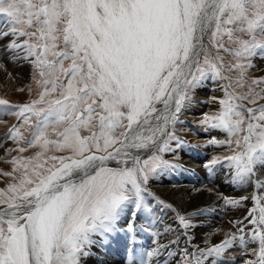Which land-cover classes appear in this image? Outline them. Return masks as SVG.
<instances>
[{
    "label": "snow or ice",
    "instance_id": "1",
    "mask_svg": "<svg viewBox=\"0 0 264 264\" xmlns=\"http://www.w3.org/2000/svg\"><path fill=\"white\" fill-rule=\"evenodd\" d=\"M0 44L35 85L26 103L0 99V115L17 121L5 138L15 147L0 157L11 166L0 169V264H83L117 231L149 232L157 211L174 214L176 247L154 240L132 264L165 253L173 264H229L237 250L232 264H264V76L251 75L264 57V0H0ZM209 79L223 96L210 97L219 108L199 127L224 136L206 141L224 150L205 164L209 181L223 170L226 183L253 191H207L224 208L252 207L219 243L179 248L196 214L150 183L182 167L162 154L188 146L175 129Z\"/></svg>",
    "mask_w": 264,
    "mask_h": 264
},
{
    "label": "rangeland",
    "instance_id": "2",
    "mask_svg": "<svg viewBox=\"0 0 264 264\" xmlns=\"http://www.w3.org/2000/svg\"><path fill=\"white\" fill-rule=\"evenodd\" d=\"M0 46L3 47L2 44H0ZM2 50L3 49H1V51ZM2 55H3V53L2 54L0 53V56H2ZM6 55L8 56L9 61L5 62L2 60L3 64L6 66V67H2V68L4 70H6L5 72H7V73H8V71H10L9 74H11V75H9V76L11 77V81H12L11 83H12V87H13L12 90L13 91L9 90L12 87H10V86H9L10 88L6 87L4 82H2V80L0 79V99H6L12 104L26 103L31 98L29 96L28 91H27V88L29 86H31L33 88V95H35V85L32 83V80H31V69L27 64H22L20 62H14L13 60L10 59V57L7 53H6ZM253 64H254V67L251 69V75H253L255 77L264 76V57H261V56L255 57L253 59ZM15 69H17L18 71H15ZM13 80H14V82H13ZM18 88H24L25 91H23V92L17 91ZM13 92H14V95H13ZM198 95H199V97L203 96V99H204L203 102H200V100H199L200 98H197ZM212 96L222 97L223 92L220 90L217 83L213 82L211 79L205 81L202 87L195 90V92L193 94V103L187 108L186 111L183 112V114L181 116V120L183 121V123H179L175 129V135L179 139L187 141L188 146L180 148V149H176L175 152H166V153L162 154L163 158L165 160H168L174 164L181 165L182 167L175 170V171H166L163 174H161L158 178L153 179L150 183L151 189L153 187L154 181H156V180H158L156 182L157 184H160V185L167 187V186H169V184L166 183L165 180L173 181V179H175L178 182L174 181L175 182L174 185L181 186L182 185V176H183V175H181L182 174L181 172H183V167H184L185 163L191 161V158L189 157V154H190V155H199V156L201 155V157H202L201 159L197 158L194 160L195 164H197V165L192 166L193 170L191 171L190 176L193 177L196 181L193 182V184H194L193 187L189 189V192L191 191L190 193H197L198 191L207 190L208 188L215 187V188H217L218 192L223 194V196L239 198L240 196L248 195L249 193H251L253 191V188L251 186H247L243 190L238 188V187H235L233 185H230L229 187L226 188L224 186V184H226V182L223 179V175H224L223 170L218 171V173L216 174L214 184L210 183V181H209V174H208V170L205 168V164L212 158V156L220 154L224 150L223 149H215L213 147L207 146L206 141L211 136H216L217 139H224V136L218 132L205 133L203 128L199 127V120H196V117L199 116V112L197 110H195L194 105L199 104L200 107H203L201 105L204 104L203 108L205 110V113L209 112V111H216L219 108L218 103H216V102L209 103V99ZM2 108H3V106H0V109H2ZM190 108H192V109L190 110ZM189 111H190V113H189ZM191 116H194V117L192 118ZM0 119L5 121L4 123H0V144L3 145L2 147H0V152L2 153L0 155V157H5V159H7L8 157H6L5 150L8 148L15 147V145L12 143L11 140L6 141V139H5L6 134L8 132L9 127H11L17 121H16V118L14 116H10V115H8V116L0 115ZM202 135H204L206 138L203 137ZM200 136H202V137L200 138ZM173 147H175L174 142H173ZM3 149H5V150H3ZM199 149H200V151H199ZM13 155H15V153H13ZM25 155H27V153ZM10 167L11 166L9 164L5 163L4 159H0V169H2L4 171H9ZM217 167L219 168V166H217ZM178 174L180 175L179 177L176 176ZM3 187H5L4 178H0V188H3ZM154 193L157 196H159L162 200H164L165 202L171 203L175 206L174 202H172L171 200H169V198H167L168 195L166 197H164L162 195H159L156 192H154ZM215 201H217L219 203L214 204V207H208L207 208V209H214V211H210V212L206 213V215H207L205 217L206 222H208L209 220H212V219L219 221V219H217L216 216H220V214H222L223 201H222V199L218 200V198ZM185 203H188V202L179 203V204H177L178 206L177 207L175 206V207L178 208L181 212H184V214L194 213V211L192 209H186L187 207L185 206ZM248 204H249V206L244 207L241 212H244L245 214H247L248 209L252 207L251 201H248ZM199 209L200 208L198 207L197 210H199ZM228 209H230V208H228ZM224 210L225 211L223 213H225V216H226V214H227V216H230L229 213H231V211H228L227 208H224ZM157 215L161 218V222H159L157 225L153 226L150 229V232L152 230V233H150V238L155 240L159 244H165L166 243V245H169L171 247H176V246L171 244V241L176 240L177 236L179 235V232L175 228L176 223L172 222V221H174V214L171 211H164V212L157 211ZM200 218L202 219L201 215H200ZM123 223H124V221H121V224H123ZM140 224H143L144 227H146L148 225V223L145 222L143 219L137 221V225H140ZM168 226H171V228L173 230L169 231V232H165L164 229ZM160 229H162V230H160ZM154 231L159 233V235L154 236L153 235ZM162 232H163V234H162ZM118 233H119V235L120 234L124 235V237L121 238V240L125 239L127 242L132 241L133 237L130 238L129 234H127V233L124 234L123 231H117L114 234H118ZM111 237H112V240L110 241L111 243L107 242L105 245L101 246V248L104 249L105 251L107 249H109L112 245L119 244V242H117V241L114 242V240L116 239L114 236H111ZM153 240H152V243H148L147 245H140L139 251L141 253H144V252L152 249L153 247H155L156 243H154ZM126 241H124V243H126ZM185 246L189 247L188 242H187V240H184L182 235H180L179 236V248H183ZM203 247H206V246H202V248ZM85 259L86 258H84V260Z\"/></svg>",
    "mask_w": 264,
    "mask_h": 264
},
{
    "label": "bare ground",
    "instance_id": "3",
    "mask_svg": "<svg viewBox=\"0 0 264 264\" xmlns=\"http://www.w3.org/2000/svg\"><path fill=\"white\" fill-rule=\"evenodd\" d=\"M1 47L2 46H0V51H1V49H3V47L2 48ZM0 53L1 54L3 53L2 60L5 62H8L9 58L6 55V53L3 52V50ZM5 71L6 70H4L2 67H0V79L2 80V82H4L6 87H9V86L12 87L11 77L9 76L10 71H8V73ZM15 71H18V70L15 69ZM13 82H14V80H13ZM12 89H13V87L9 90H12ZM13 95H14V92H13ZM197 98H200L199 99L200 102H203V100H204L203 96L199 97V95H198ZM201 106L204 107V104H202ZM203 107H200L199 104L194 105L195 110H197L199 112V116L196 117L194 115L196 117V120H200L202 115L205 113V110ZM191 109L192 108H190V110ZM189 113H190V111H189ZM194 116H191V117L193 118ZM202 136L205 137L204 135H202ZM202 136H200V138ZM3 150H5V149H3ZM199 151H200V149H199ZM1 154L2 153L0 152V155ZM189 157L191 158V161L185 163V165L183 167V172H181L182 173L181 175H183L181 186L174 185L175 184L174 181H177L175 179H173V181L165 180V182L169 184V186H167V187L160 185V184H157L156 182L158 180H156V181H154L153 187L151 190L153 192L158 193L159 195L164 196V197H166L168 195L167 198H169V200L174 202L176 207L178 206L177 204H179V203L188 202V203H185V206L187 207L186 209H192L194 211V214H196L194 222L197 225L190 232L191 243L190 244L188 243L190 248H192V246H195V245H198L199 247L208 246L205 243V241H208L209 244H217L224 238V232H235L236 231V229L233 227V225L229 222L230 221L243 220L247 214H245L244 212H241L244 207L239 208V209H228L227 208V210L231 211V213H229L230 216H227V214L225 216V213H223L225 210H224V207H222V214H220V216H216V218L219 219V221L212 219V220H209L208 222H206L205 221V217L207 216L206 213L202 214V215L198 214V210H197L198 207L200 209H207L208 207H214V204H217L219 202L215 201V200H217V196L214 194H210L209 192H207V190H201V191H198L197 193H190L191 191L189 192V189L192 188L194 185L193 182L196 181L193 177L190 176V173L193 170L192 166L197 165V164H195L194 160L197 158H200V159L202 158L201 155L199 156V155H190V154H189ZM176 176L179 177L180 175L178 174ZM230 185L231 184H228V183L224 184V186L226 188L229 187ZM248 206H249V204H248V202H246L245 207H248ZM182 213H184V212H182ZM200 215H201L202 219L200 218ZM172 222L174 223V221H172ZM146 227H149V225H147ZM138 228H139V225H138ZM175 228L178 229L177 224H175ZM214 229H220L222 231H218V232H216L215 235H211L209 237V234L213 233ZM160 230H162V229H160ZM150 233H152V230H151V232H150V230H149V232H144L142 230H138L137 233L135 234V236L132 238V241H130V242L129 241L127 242L125 239L121 240V238H123L124 235H121V234L119 235V233L118 234L113 233L112 236H114L116 238L114 240V242L117 241V242H119V244L112 245L106 251L101 248V245H99V244L94 245L93 247H91V249L89 251V255L87 257H85L86 259L85 260L83 259V264H132V262L135 261L138 258V256L141 254V252L139 251V249H140L139 246L140 245H147L148 243H152L153 239L150 238ZM162 234H163V232H162ZM182 237L184 238V240H187V242H188L189 238L184 237L183 235H182ZM111 240H112V237L110 236L108 238V242L111 243L110 242ZM124 241H126V243H124ZM164 245H166V243ZM167 246H169V245H167ZM169 247H171V246H169ZM133 257H134V259H133ZM225 258L229 261V264H232L233 259H235V261H239L240 256L238 255V250L233 252L230 256H226ZM132 259H133V261H132ZM166 260L170 264H173V257L167 256V253H165L163 256L157 258L156 264H165Z\"/></svg>",
    "mask_w": 264,
    "mask_h": 264
}]
</instances>
